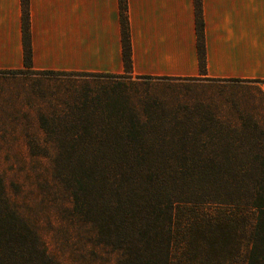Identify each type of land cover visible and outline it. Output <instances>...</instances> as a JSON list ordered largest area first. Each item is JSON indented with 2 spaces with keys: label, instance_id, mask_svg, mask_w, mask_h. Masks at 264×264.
Wrapping results in <instances>:
<instances>
[{
  "label": "trees",
  "instance_id": "1",
  "mask_svg": "<svg viewBox=\"0 0 264 264\" xmlns=\"http://www.w3.org/2000/svg\"><path fill=\"white\" fill-rule=\"evenodd\" d=\"M119 12L124 73L131 74L125 0ZM195 19L204 73L200 0ZM22 39L29 68L28 0ZM106 107L107 116L40 118L53 177L70 200L66 214L90 243L114 254L115 264H264V132L207 121L166 130L161 117L113 116L114 106ZM0 264H60L1 186Z\"/></svg>",
  "mask_w": 264,
  "mask_h": 264
},
{
  "label": "crops",
  "instance_id": "2",
  "mask_svg": "<svg viewBox=\"0 0 264 264\" xmlns=\"http://www.w3.org/2000/svg\"><path fill=\"white\" fill-rule=\"evenodd\" d=\"M125 1L131 75L181 85L166 99L171 116H254L216 126L264 131V0H200L204 73L195 0ZM28 12L26 68L22 0H0V116L46 115L31 77L124 73L119 0H28Z\"/></svg>",
  "mask_w": 264,
  "mask_h": 264
},
{
  "label": "rangeland",
  "instance_id": "3",
  "mask_svg": "<svg viewBox=\"0 0 264 264\" xmlns=\"http://www.w3.org/2000/svg\"><path fill=\"white\" fill-rule=\"evenodd\" d=\"M30 80L32 89L41 94L45 116H107L110 111H106V106H114L113 116L161 117L166 130L188 127L191 130L206 121L218 124L221 118L254 117L171 116L166 99L173 97L175 87L181 86L179 83L126 73H44ZM41 117L0 116V186L5 197L56 262L115 264L116 256L90 243L86 229L79 228L66 214L70 200L53 177V148L45 141ZM250 122L246 123L251 126ZM245 246L243 240L242 254Z\"/></svg>",
  "mask_w": 264,
  "mask_h": 264
}]
</instances>
